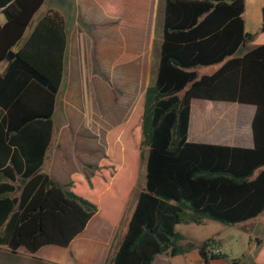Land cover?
<instances>
[{
	"label": "trees",
	"instance_id": "16d2710c",
	"mask_svg": "<svg viewBox=\"0 0 264 264\" xmlns=\"http://www.w3.org/2000/svg\"><path fill=\"white\" fill-rule=\"evenodd\" d=\"M45 2L0 0L5 18L0 22V65L5 64L0 72V246L13 254L21 248L31 254L49 245L67 248L98 213L119 226L130 197L120 200L116 215L107 216L93 198L95 184L114 181L117 157L126 150L139 163L144 149L145 186L111 264H152L159 254L176 257L195 249L202 264L228 259L213 252L220 249L215 238L196 245L177 226L201 225L205 219L234 226L264 212V44L236 57L253 40L245 27L246 0H166L155 82L140 96L129 130L109 132L106 160L86 166V176L71 180L68 189L41 171L53 138L69 39L66 20L56 10L25 39ZM211 66L218 69L199 74ZM98 73L110 83L100 66ZM194 100L255 106L254 147L190 142ZM255 241L259 261L264 239Z\"/></svg>",
	"mask_w": 264,
	"mask_h": 264
},
{
	"label": "crops",
	"instance_id": "0c3cea01",
	"mask_svg": "<svg viewBox=\"0 0 264 264\" xmlns=\"http://www.w3.org/2000/svg\"><path fill=\"white\" fill-rule=\"evenodd\" d=\"M47 2L49 0H46L42 8ZM165 8L166 0H57V2L55 0V3L50 4L44 14L39 17L38 22L51 10L60 12L66 20L69 34L66 57L71 54L74 43L75 56L83 51L82 47H86V56L98 62L101 73L106 75L112 85L122 92L119 96L124 101L122 104L117 102L111 87L102 75L93 74L91 78H97L96 83L97 86H100L101 93L99 97L103 98L104 101L98 110L99 112L97 111L94 116H91L90 124H88V118L84 112V121L82 122V118L77 116L78 110L76 108L74 110L68 105L71 91L69 88L66 90L62 101L66 113V123L56 134L54 121V133L50 147H54V151L59 147L66 148L67 145L69 147L72 131L76 130V133L84 135L76 140L79 141L81 148L86 150V154L89 156L81 162L75 159L76 166L72 172L82 171V169L86 171L85 167L82 168V162L84 166H95L102 162L107 151V133L129 119L144 90L155 82L157 72L152 70V64L154 57L160 58ZM0 22H5L1 12ZM70 24L72 25V32L69 31ZM33 28L28 29L29 35ZM27 37L25 35V39ZM246 46L240 48L236 57H241L249 51L238 55ZM4 66L5 64L0 65V72ZM58 104L59 95L56 111ZM242 106L250 108L244 109L246 107ZM102 108H104L103 111ZM117 108L121 111L122 119L116 116ZM255 112L256 107L251 105L194 100L191 107L188 140L194 143L253 148L252 121ZM2 115L0 110V117ZM57 152L55 151L53 156ZM53 160L54 158L47 168L48 171L44 169L45 162L41 171L68 189L71 182L70 176L62 181L56 179L53 175V165L56 161ZM207 222L208 219H205L201 225L180 224L177 226V230L196 245H200L207 239L215 238L220 242L219 247L224 254L222 240L218 235L199 238L200 240L195 238L192 226L205 227ZM122 223L119 226H112L103 220L98 213L90 220L84 232L76 237L69 247L49 245L41 248L35 254L21 248L18 253L34 256L48 264H111L116 241L121 231L126 228V223L123 227ZM182 226L185 227V231L181 229ZM244 227L251 233L256 246L253 264L256 261L264 264V258L258 261L259 246L255 241L257 238L264 239V212L257 218L245 223ZM177 257L181 258L182 264L203 263L202 257L195 249L176 257L159 254L152 264H172V260ZM224 260L227 261L228 259L219 260L215 264Z\"/></svg>",
	"mask_w": 264,
	"mask_h": 264
},
{
	"label": "rangeland",
	"instance_id": "374dc122",
	"mask_svg": "<svg viewBox=\"0 0 264 264\" xmlns=\"http://www.w3.org/2000/svg\"><path fill=\"white\" fill-rule=\"evenodd\" d=\"M57 2V0H56ZM55 0H49L47 4L41 8V10L34 17L30 30L34 27V25L38 22L39 17L44 14L45 10H47L50 4H54ZM264 8V0H246V12L244 14V19L246 22V30L247 32L253 36V40L249 42L245 49H242L238 55H242L248 50L254 48L257 45L264 44V32H263V15L262 9ZM69 31L72 32V25H69ZM29 35V30L26 33V37ZM74 36V35H73ZM82 52L76 54L75 56V43L73 44V50L70 55L67 57V69L66 76H64L65 81L63 80V89L59 92V106L54 116V121L56 124V134L61 129V127L66 123V113L64 112L62 101L65 96L66 90L69 88L71 91L69 94V103L68 105L78 110L77 116L82 118V122L84 121V114L88 118V124H90L91 116L95 115L101 106L103 105V98H100V86H97V78H91L93 74H98V62L96 60H92L86 56V47H82ZM159 56V54H158ZM159 63V57H154V61L152 64V70L157 72ZM218 67H201L198 69L199 74H210ZM154 73V74H155ZM101 75V74H100ZM106 76V75H105ZM107 77V76H106ZM108 78V77H107ZM73 79V80H72ZM71 80L73 81L71 86L69 85ZM105 80V79H104ZM110 81V79L108 78ZM108 83V82H107ZM111 87L114 97L117 102L120 104L124 103L122 98H120V94L122 92L116 89L111 81L108 83ZM72 88V89H71ZM61 103V104H60ZM198 103V102H196ZM137 104V103H136ZM136 106V105H135ZM244 109H249L248 106ZM135 108V107H134ZM104 108L101 110L103 111ZM134 110V109H133ZM116 116L121 118L122 114L119 108H117ZM99 112V111H98ZM122 119V118H121ZM130 119V117H129ZM129 119L124 121L114 127L112 130H116L118 128H123V131H126L129 127ZM124 120V119H123ZM122 120V121H123ZM69 130V129H68ZM129 130V129H128ZM71 131V130H69ZM111 131V130H110ZM109 131V132H110ZM107 133V136L109 134ZM84 135L78 134L75 131L71 132V143L66 148L59 147L57 150V154L53 156L54 147H50L48 155L46 157V161L44 164V169L48 171V167L51 164L52 159L56 161L55 165H53V175L56 179L62 181L67 179L69 176L70 180L76 179L80 180L81 177L86 176V171L82 169V171L72 170L75 168L76 163L75 159L79 162L85 161V159L89 156L86 153V150L81 148L79 141L77 138H81ZM106 148H108L107 137H106ZM107 153V151H106ZM146 150L143 149L141 151L139 163L138 160H135L134 154L126 150L125 155L118 156V161L116 162L118 165V175L114 179V181H108V183H97L95 184V193L94 200H97L102 206L107 216L113 217L118 213V205L121 199L124 198L125 195L130 197L129 204L126 208L122 227L125 226L126 220L129 214L134 210V207L137 203L140 192L144 189L146 182ZM106 160V156L103 157L102 162ZM82 168L92 165H85L82 162ZM97 166V165H95ZM137 167V174L134 175V168ZM87 168H85L87 170ZM136 171V170H135ZM133 178V179H132ZM131 191V192H130ZM245 224L240 225H226L218 221L208 219V222L205 227H197L192 226L195 233V238L200 240L199 238H207L210 235H218L223 244L224 254L228 256L227 261H220L218 264H236L234 261L240 260V263L237 264H253L254 255L256 251L255 243L253 242V237H251V233L245 229ZM181 229L185 231V227L182 226ZM0 264H48L46 261H42L39 258L34 256L24 255L23 253L13 254L7 247V245L0 246ZM172 264H182L181 258L177 257L172 260Z\"/></svg>",
	"mask_w": 264,
	"mask_h": 264
},
{
	"label": "water",
	"instance_id": "95a60500",
	"mask_svg": "<svg viewBox=\"0 0 264 264\" xmlns=\"http://www.w3.org/2000/svg\"><path fill=\"white\" fill-rule=\"evenodd\" d=\"M262 15H263V32H264V8L262 9ZM15 58V53L13 51L9 52V58L8 60H12Z\"/></svg>",
	"mask_w": 264,
	"mask_h": 264
},
{
	"label": "built area",
	"instance_id": "2783aa9c",
	"mask_svg": "<svg viewBox=\"0 0 264 264\" xmlns=\"http://www.w3.org/2000/svg\"><path fill=\"white\" fill-rule=\"evenodd\" d=\"M213 252L216 254H219V253H221V249H214Z\"/></svg>",
	"mask_w": 264,
	"mask_h": 264
}]
</instances>
